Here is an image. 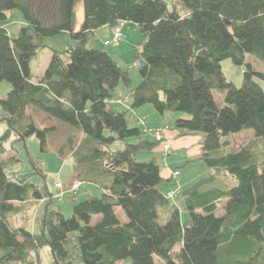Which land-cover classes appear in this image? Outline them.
<instances>
[{
  "label": "trees",
  "instance_id": "16d2710c",
  "mask_svg": "<svg viewBox=\"0 0 264 264\" xmlns=\"http://www.w3.org/2000/svg\"><path fill=\"white\" fill-rule=\"evenodd\" d=\"M82 1L76 30L77 0H0V81L12 85L0 96L6 124L0 133V264H46L45 246L49 264H117L125 258L130 264H264V73L247 59L250 53L264 61V0H172L171 6L167 0ZM14 10L22 20L12 33L5 21ZM125 21L147 33L139 52L144 62L132 64L141 74L136 84L129 67L92 41L99 28ZM62 31L76 43L53 48L33 79V56L45 37ZM226 58L243 66L241 85L226 76ZM124 87L129 106L121 101ZM147 104L173 115L167 129L200 133V154L188 162L201 160L213 170L210 178L237 182L203 190L202 177L170 190L173 196L165 192V180L180 170L162 173L172 149L156 151L160 145L164 151L162 142L133 121ZM47 119L68 128L54 149L71 157L74 181H80L73 191L74 181L67 186L59 180L62 198L57 180L54 193L45 181L21 177L11 169L16 153L8 154L13 141L31 135L49 150L58 125L43 124ZM244 128H252L255 138L228 150V136ZM140 151L152 154L139 160ZM30 157L33 173L46 179L43 163ZM84 183L98 193L78 198L81 188L87 190ZM67 194L69 215L53 205ZM32 212L36 230L27 223Z\"/></svg>",
  "mask_w": 264,
  "mask_h": 264
},
{
  "label": "rangeland",
  "instance_id": "374dc122",
  "mask_svg": "<svg viewBox=\"0 0 264 264\" xmlns=\"http://www.w3.org/2000/svg\"><path fill=\"white\" fill-rule=\"evenodd\" d=\"M167 1L171 6L173 1L172 0H167ZM21 17L22 15L20 14V11L14 10L9 12V18L5 21V24L10 30V32L15 33L17 31V22L22 20ZM82 19H83V1L77 0L73 12V27L76 30L80 29ZM107 27L108 28H104V29L113 30L112 26L108 25ZM104 29L102 28L100 30L101 31L100 33H102ZM121 30L124 36L119 45H112V44L104 45L103 43L104 39H102L103 37L99 35L93 37L92 41L96 46H105V48L109 52L114 53V56H116L117 60L120 63L129 67L133 75V82L136 84L140 81L141 74L139 72L138 66L132 64L134 62H137L138 65H140L144 62V59L142 56H140L139 52L142 48L147 33L140 30L130 21L123 22L121 25ZM44 42L46 45L43 48L39 49L31 60L33 79H36L38 76L42 74L44 68L46 67L50 59L53 48L62 49L64 45L76 43V39L71 36L70 32L62 31L61 33L55 36L45 37ZM247 59L252 63L256 71L264 73L263 60L250 53H247ZM222 67L228 79L233 80L237 85H241L243 80V66L236 65L235 63H233L231 58H226L222 61ZM261 82L262 85L264 86V81L261 80ZM11 86H12L11 83L6 79L1 80L0 96L6 95V93L10 90ZM122 90L123 91L121 92L125 95L126 99L130 101V98L128 96L129 90L125 87L122 88ZM222 96H223L222 93L216 92L217 100H222ZM28 112L30 111L28 110ZM136 112L139 115L144 114L147 120V124L149 126H156V125L157 126L169 125L171 127L173 126L174 123L173 115H171L170 113H166L162 115L157 110H155L151 104H147L145 106L138 108ZM136 112H134L135 115V118L133 119L134 122H137ZM37 115L39 118L42 115V113L40 114L38 112ZM54 123L58 125V129H56L55 131H53V133L49 135V141H50L49 144L52 146V147L49 146L50 147L49 150L42 151L40 147V140L38 139V137L36 135H31L25 141L22 140L13 141L12 142L13 148L10 150L8 154L13 155L14 153H16L17 156V159L14 161L11 169L14 168V170L18 171L21 177L30 174L29 179L36 183H43L45 181L47 185L55 193L56 190L55 187L53 186L54 182L56 180H61L68 186L72 181L75 180V173L73 170L71 157L70 156L63 157L62 155L56 153L54 149L58 147L60 143H62L69 130L65 125L61 124L60 122H56L53 119H47L46 121H44L43 124L52 125ZM142 126L144 127L143 124ZM5 128H6V124L0 121V133H2L5 130ZM164 132L169 134L170 141L172 142V150L170 153H168L165 156L162 173L165 176H168L175 168H178L180 170L179 176L177 177L174 176L171 179L165 180L163 185V189L165 192H168L170 190H177L179 185H182V187H188L202 177H205L201 185V189L203 190L212 187L225 188L237 182V179L232 176L228 178H222V177L210 178L209 176L212 174L213 170L207 169L205 164L201 160H194L188 162L190 156L197 149L200 150L199 143H193L194 137L184 138L186 136H181L176 134L177 129L175 128L165 129ZM148 133L149 134L147 135L150 136L151 135L150 132ZM254 135L255 134L252 128H244L238 132L231 133L228 136V139L231 143V145H228V150L232 149L233 147L236 148L241 144H245L248 141L254 139L255 138ZM9 143H11L10 140ZM188 146H190L191 150H189ZM161 147L162 146L160 145V147L156 149V151H159L160 153L165 155L167 152H164L161 149ZM29 153L33 155L35 158H37V160L40 161V163L42 162L43 165L45 166L47 172L46 179L40 173H33L32 171L33 164L31 162V157ZM151 154L152 151H140L137 154V158L139 160L147 159ZM194 154L196 155V152ZM10 157L12 156H9L8 158ZM83 187L86 188L87 190L84 191L81 188V190H83L84 192L80 190L78 198H84L86 194L92 195L98 193V191H95L94 186L91 185L88 186V184L84 183ZM53 205L61 209L65 214L67 215L71 214L72 211L71 197L68 196V194L64 199H58L57 197H55L53 200ZM27 223L31 229L33 230L37 229V220L33 212ZM48 250L49 247L45 246L42 251L43 252L42 254L44 256V261L46 264H49L51 260ZM130 262H131L130 258H125L119 260L117 264H130Z\"/></svg>",
  "mask_w": 264,
  "mask_h": 264
},
{
  "label": "built area",
  "instance_id": "2783aa9c",
  "mask_svg": "<svg viewBox=\"0 0 264 264\" xmlns=\"http://www.w3.org/2000/svg\"><path fill=\"white\" fill-rule=\"evenodd\" d=\"M123 33L121 30V26H115L113 28V32L112 35L106 39H104L103 43L105 45H119V43L121 42L122 38H123ZM135 64L137 65V62H135ZM138 123H141L143 125H145V128L155 137L156 140L161 141L162 145H163V149L165 152H170V150L172 149V142L170 141V139H168L165 135V129H167V126H157V127H150L147 126L146 122L142 119V118H138ZM179 172L177 170H175L173 172V175L176 176L178 175ZM55 187L60 189V192L58 193V197L62 198L63 197V192H61V189L63 187V184L61 181L57 180L55 182ZM80 187V181H74L71 183L69 189L70 190H76ZM170 196H173V191H170L169 193Z\"/></svg>",
  "mask_w": 264,
  "mask_h": 264
},
{
  "label": "crops",
  "instance_id": "0c3cea01",
  "mask_svg": "<svg viewBox=\"0 0 264 264\" xmlns=\"http://www.w3.org/2000/svg\"><path fill=\"white\" fill-rule=\"evenodd\" d=\"M108 25H105V26H103V27H101V28H99V30H97V32H96V36L97 35H99V36H101V37H103L102 39H106V38H108V37H110L111 35H112V32H113V30H110V29H104V28H108L107 27ZM104 29V31L102 32V33H100L101 31V29ZM113 29V28H112ZM113 56H114V53L113 52H110ZM115 58H116V56H114ZM117 59V58H116ZM123 91V90H122ZM128 96H129V93H128ZM130 98V97H129ZM121 101H122V104H124V105H126V106H129L130 105V101H128L127 99H126V97H125V95L122 93V99H121ZM126 102H129V103H126ZM137 113V112H136ZM138 114V113H137ZM141 115H144V114H141ZM138 116V115H137ZM157 126V125H156ZM167 132V131H166ZM165 132V135H167V137L170 139V137H169V134L168 133H166ZM170 132V131H169ZM176 134H178V130H177V133ZM181 136H186V137H184V138H189V137H194V140H193V143H198V141H199V138L201 137V135L200 134H188V135H181ZM190 144H192V143H190ZM189 147V150H191L190 149V146H188ZM196 152V155L194 154ZM193 154L195 155H191L190 156V158L188 159V160H190L191 158H193V157H196V156H198L199 154H200V150L199 149H197L196 151H195Z\"/></svg>",
  "mask_w": 264,
  "mask_h": 264
}]
</instances>
